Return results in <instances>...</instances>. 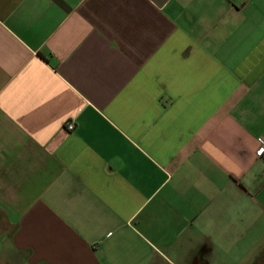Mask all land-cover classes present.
Masks as SVG:
<instances>
[{
    "label": "crops",
    "instance_id": "obj_1",
    "mask_svg": "<svg viewBox=\"0 0 264 264\" xmlns=\"http://www.w3.org/2000/svg\"><path fill=\"white\" fill-rule=\"evenodd\" d=\"M261 145L264 0H0V264H263Z\"/></svg>",
    "mask_w": 264,
    "mask_h": 264
},
{
    "label": "built area",
    "instance_id": "obj_2",
    "mask_svg": "<svg viewBox=\"0 0 264 264\" xmlns=\"http://www.w3.org/2000/svg\"><path fill=\"white\" fill-rule=\"evenodd\" d=\"M65 126H66V129H67V130H72V129L74 128V124H73V122H71V121L67 122ZM256 152H257V155H258V156H263V155H264V146L261 145V146L257 149Z\"/></svg>",
    "mask_w": 264,
    "mask_h": 264
},
{
    "label": "rangeland",
    "instance_id": "obj_3",
    "mask_svg": "<svg viewBox=\"0 0 264 264\" xmlns=\"http://www.w3.org/2000/svg\"><path fill=\"white\" fill-rule=\"evenodd\" d=\"M264 264V263H263Z\"/></svg>",
    "mask_w": 264,
    "mask_h": 264
}]
</instances>
